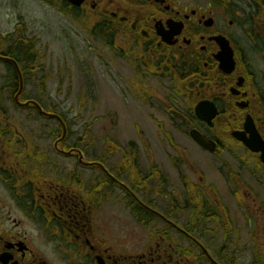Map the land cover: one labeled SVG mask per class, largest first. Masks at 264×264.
Here are the masks:
<instances>
[{
    "label": "flooded vegetation",
    "instance_id": "1",
    "mask_svg": "<svg viewBox=\"0 0 264 264\" xmlns=\"http://www.w3.org/2000/svg\"><path fill=\"white\" fill-rule=\"evenodd\" d=\"M50 1L95 19L93 34L127 63L144 106L155 108L156 86L167 93L164 118L215 159L210 168L231 201L205 185L203 170L184 174L182 159L172 168L177 178H164L139 127L142 147L95 157L72 141L62 118L66 138L45 152L13 130L15 118L0 104V264H264V0ZM6 51L0 42V57L14 59ZM0 62L19 79L13 64ZM19 88L0 91L16 96ZM22 102L57 114L39 100ZM13 103L30 119H49L33 104ZM124 218L133 220L132 234L109 229V219Z\"/></svg>",
    "mask_w": 264,
    "mask_h": 264
},
{
    "label": "rangeland",
    "instance_id": "2",
    "mask_svg": "<svg viewBox=\"0 0 264 264\" xmlns=\"http://www.w3.org/2000/svg\"><path fill=\"white\" fill-rule=\"evenodd\" d=\"M94 27L93 17L71 15L59 1L0 0L2 50L10 47L12 51L20 42L21 46L31 44L36 55V60L24 69L23 100H39L45 104L46 111H56L71 130L72 141L78 139L80 146L91 147L95 157L107 148L118 152L132 143L142 147L135 129L139 127L144 131V140L155 149V164L164 178H177L172 168L182 159L187 166L184 174L192 177L195 170H203L205 185H214L223 201H231V190L210 168L215 159H205L185 135L187 128L181 123L178 133L168 118H164L162 99L167 93L155 85V108L138 101L132 94L127 63L96 39ZM7 83L10 77L6 65L0 62V90ZM0 94L3 109L15 118L11 123L13 130L18 129L29 137L30 146L51 151L61 136L57 124L37 116L30 119V113L16 110L15 93ZM164 119L165 122H159ZM228 159L225 155L222 162L228 164ZM58 163L71 165L74 161L61 159ZM126 219H120L119 223L117 219H109V229L117 232L124 227L125 236L132 234L129 228L133 220Z\"/></svg>",
    "mask_w": 264,
    "mask_h": 264
},
{
    "label": "trees",
    "instance_id": "3",
    "mask_svg": "<svg viewBox=\"0 0 264 264\" xmlns=\"http://www.w3.org/2000/svg\"><path fill=\"white\" fill-rule=\"evenodd\" d=\"M7 50V55L12 56L14 59H16L20 64H23V66H27L28 64H32L36 60V55L33 54V48L31 44H28L27 46H21V43L18 42V44L14 47ZM33 54V55H32ZM10 77V83L7 84H18V77L13 72L12 76Z\"/></svg>",
    "mask_w": 264,
    "mask_h": 264
},
{
    "label": "water",
    "instance_id": "4",
    "mask_svg": "<svg viewBox=\"0 0 264 264\" xmlns=\"http://www.w3.org/2000/svg\"><path fill=\"white\" fill-rule=\"evenodd\" d=\"M69 1L72 2L74 5H77V6H79V5L81 4V0H69ZM0 59H1V60H5V61L13 62L12 60H9V59H3V58H1V57H0ZM13 63H14V64L16 65V67H17V64H16L15 62H13ZM22 91H23V80H22V76L20 75V91H19V93H18L17 96H16V102H17L18 104H20V102H19V97H20ZM20 105H21V104H20ZM28 105H29V103H27V104H25V105H21V106H28ZM34 105H35L36 107H38V109H39V111H40V113H41L42 115H45V116L50 117V118H53V119H58V120L61 122V125H62V128H63V132H64V136H65V134H66V127H65L64 124L62 123L61 119H60L59 117H57L56 115L46 114L45 112H43V110H42L38 105H36L35 103H34ZM191 137H192L193 140H194L195 142H197L199 145H201V146L207 148L208 150H212L210 144L207 143L206 139H205L200 133H198L197 131H192V132H191Z\"/></svg>",
    "mask_w": 264,
    "mask_h": 264
}]
</instances>
